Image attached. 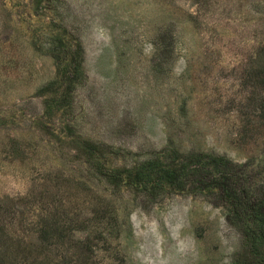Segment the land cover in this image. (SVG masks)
Returning a JSON list of instances; mask_svg holds the SVG:
<instances>
[{
	"label": "rangeland",
	"instance_id": "rangeland-1",
	"mask_svg": "<svg viewBox=\"0 0 264 264\" xmlns=\"http://www.w3.org/2000/svg\"><path fill=\"white\" fill-rule=\"evenodd\" d=\"M202 153L264 177V0H0V264H236L223 202L163 170Z\"/></svg>",
	"mask_w": 264,
	"mask_h": 264
},
{
	"label": "trees",
	"instance_id": "trees-1",
	"mask_svg": "<svg viewBox=\"0 0 264 264\" xmlns=\"http://www.w3.org/2000/svg\"><path fill=\"white\" fill-rule=\"evenodd\" d=\"M66 44L67 48H63V55L54 56L56 67L54 81L60 79L72 83L75 77L84 73L82 56L84 51L80 43L75 44L77 57L71 51L72 45ZM66 84L64 83V86ZM65 90L64 87L56 93L53 100L63 104L67 99L69 104L72 98ZM77 140L87 153L86 160L98 163L96 157L102 154L103 144L92 138L80 137ZM195 157L194 162H189L186 158L175 166L163 169L169 176L168 181L172 184L175 182L178 188L183 189L188 185L190 176L197 174L192 176L194 186H201L208 197L217 196L227 210V222L243 235V244L232 259L236 264H264V177L261 180H254L247 176L249 161L237 164L225 156L214 153L196 154ZM154 158L157 162L160 155H155ZM239 170H244V177ZM194 176L199 177L198 183ZM142 180L148 179L144 177ZM42 228L40 230L43 234L47 233L50 238L56 236L57 240H63L64 236L56 222L50 221ZM87 250H90V247Z\"/></svg>",
	"mask_w": 264,
	"mask_h": 264
}]
</instances>
